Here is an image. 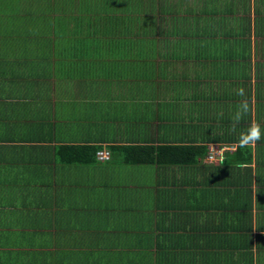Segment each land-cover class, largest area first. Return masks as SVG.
<instances>
[{"label":"crops","instance_id":"obj_1","mask_svg":"<svg viewBox=\"0 0 264 264\" xmlns=\"http://www.w3.org/2000/svg\"><path fill=\"white\" fill-rule=\"evenodd\" d=\"M0 264H264V0H0Z\"/></svg>","mask_w":264,"mask_h":264},{"label":"trees","instance_id":"obj_2","mask_svg":"<svg viewBox=\"0 0 264 264\" xmlns=\"http://www.w3.org/2000/svg\"><path fill=\"white\" fill-rule=\"evenodd\" d=\"M214 20H215V18H214ZM125 150L129 151V152H127V154L125 155L124 160L126 163H129V164L130 163L131 164L150 163L156 158V155L153 152V149L149 148V147H129ZM91 152H93V151H91ZM94 154L96 157V151ZM184 160H187V159H184ZM85 161H87V160H85Z\"/></svg>","mask_w":264,"mask_h":264},{"label":"built area","instance_id":"obj_3","mask_svg":"<svg viewBox=\"0 0 264 264\" xmlns=\"http://www.w3.org/2000/svg\"><path fill=\"white\" fill-rule=\"evenodd\" d=\"M225 149L224 147H221L219 149H214L212 147L209 148L208 154L206 156V160L213 161L215 159V156L220 154L222 150ZM96 158L98 160H106L109 158V151L105 149L98 150L96 152Z\"/></svg>","mask_w":264,"mask_h":264},{"label":"clouds","instance_id":"obj_4","mask_svg":"<svg viewBox=\"0 0 264 264\" xmlns=\"http://www.w3.org/2000/svg\"><path fill=\"white\" fill-rule=\"evenodd\" d=\"M252 138H254V139H258L259 138V129L258 128L253 129ZM245 142H247V141H245Z\"/></svg>","mask_w":264,"mask_h":264},{"label":"rangeland","instance_id":"obj_5","mask_svg":"<svg viewBox=\"0 0 264 264\" xmlns=\"http://www.w3.org/2000/svg\"><path fill=\"white\" fill-rule=\"evenodd\" d=\"M154 31H157V28H155Z\"/></svg>","mask_w":264,"mask_h":264}]
</instances>
